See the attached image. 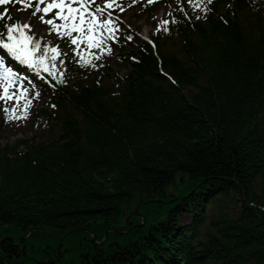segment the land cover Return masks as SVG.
Wrapping results in <instances>:
<instances>
[{"label": "trees", "instance_id": "trees-1", "mask_svg": "<svg viewBox=\"0 0 264 264\" xmlns=\"http://www.w3.org/2000/svg\"><path fill=\"white\" fill-rule=\"evenodd\" d=\"M207 7L196 19L179 3L152 43L121 48L124 76L107 68L95 82L68 67L38 116L57 135L0 147V227L25 234L89 229L101 240L134 196L184 198L156 223L144 216V231L123 225L69 260L31 261L0 238V264H264V0Z\"/></svg>", "mask_w": 264, "mask_h": 264}, {"label": "snow or ice", "instance_id": "snow-or-ice-1", "mask_svg": "<svg viewBox=\"0 0 264 264\" xmlns=\"http://www.w3.org/2000/svg\"><path fill=\"white\" fill-rule=\"evenodd\" d=\"M17 2L25 5L22 11L31 8V16H38L39 21L48 28L45 30L36 26L33 32L31 23H0V50L4 53L0 54V102L4 104L0 111L4 114L5 123L27 119L33 100L31 94H26L30 89L24 85L28 77H22L19 71L10 66L9 61L25 67L41 80H46L44 75L46 73L47 77L51 78L46 82L53 88L57 85H66L68 69L65 60L69 56L74 57L73 63L81 69L98 70L104 66L102 63L104 57L112 54V44L120 42L123 35L121 27L123 21L114 16L109 9L119 8L121 12L126 10L118 0H104L103 7L95 4V0H17ZM148 2L152 3L153 0ZM212 2L213 0H187L188 7L197 12L196 19L201 18L199 15L201 11L205 13L203 18H207L206 14L210 11L207 5ZM7 3L9 0H0V5ZM135 3L136 0H133V4ZM178 10L187 14L185 8ZM49 13L52 15L49 16ZM171 15L172 13H169V16ZM5 19L11 20V16L7 12L0 13V21ZM176 22L178 21L175 19L162 21L164 25ZM164 30L170 31L169 28ZM44 31H47L49 36L55 33V39L68 42V50L62 51L58 44L46 40ZM159 31L158 28L157 32ZM36 33H40L39 39L35 38ZM123 38L130 40L131 36ZM40 95L39 91L35 92L36 98ZM52 107L56 105L53 104Z\"/></svg>", "mask_w": 264, "mask_h": 264}, {"label": "rangeland", "instance_id": "rangeland-1", "mask_svg": "<svg viewBox=\"0 0 264 264\" xmlns=\"http://www.w3.org/2000/svg\"><path fill=\"white\" fill-rule=\"evenodd\" d=\"M169 8L166 5L158 6L152 11L143 13L141 8H136L133 10H127L124 12L122 18L126 22L124 26L126 29H130L135 33V39L137 42H144L143 38H150L154 35L159 26L162 25V21L166 20L167 13ZM26 18H23L22 22L24 23ZM116 52L112 50V54L107 56L106 61L107 64L111 67L113 71L120 75H125L127 72V67L122 65L121 60L115 59ZM120 61V62H118ZM92 76V80H98L97 75ZM36 92V91H35ZM34 94L32 97L35 100V106L38 109L45 107L47 103V98L44 93L40 92V97L36 98ZM186 94L190 96L192 94L191 90H186ZM31 113V111H30ZM2 120V123H1ZM31 118H27L24 120H13L8 123L4 122V114L0 113V147L6 145H13L18 142H32V143H46L54 138L57 135V132L50 131L48 128H44L43 126L37 125L35 126V122ZM21 149H23L21 147ZM183 190V187L180 185L171 186L168 188V192L170 194L179 195ZM138 196H134L131 202L124 206L123 208V219L126 218L125 223L123 220H120L117 223H112L109 225L108 229L105 231L104 237H108V242H112L113 240H117L114 235L117 231L121 230V227L125 224L126 226L131 225V230L141 228L143 224V217L145 216L147 223L151 221L156 223L158 220H161L165 217V202L160 201L152 204L142 205L140 202L138 203ZM140 209V213L134 214L135 210ZM134 211V213H133ZM181 225H189L191 223V216L186 214H181L180 217ZM141 225V226H139ZM148 229V227H146ZM0 238H12L16 242V244H20L21 241L25 240V244H22V247L26 248V254L28 257L35 259L37 258V252L41 251L52 253L57 250H70L74 251V243H78V245H86L88 243V235L80 232L75 233L69 236H65L66 234H62L61 232L54 231L52 229L46 230L43 234H37L30 239H25L24 233L21 230L15 229L10 225L0 227ZM7 232V234H4ZM123 231L122 233H125Z\"/></svg>", "mask_w": 264, "mask_h": 264}, {"label": "water", "instance_id": "water-1", "mask_svg": "<svg viewBox=\"0 0 264 264\" xmlns=\"http://www.w3.org/2000/svg\"><path fill=\"white\" fill-rule=\"evenodd\" d=\"M203 183H205V182H203ZM203 183H201V184H203ZM201 184H199L198 186H196V187L192 190V192H194L195 190H197V189L201 186ZM175 200H178V199H174V201H175ZM172 201H173V200H172ZM172 201H171V200H170V201H164V202H165L164 204H165V205H168V204H170ZM153 202H160V200L148 201V202H146V203H144V204L142 203L141 205L151 204V203H153ZM108 227H109V226H108ZM107 229H108V228H107ZM79 232H86V233L91 234V232H90L88 229H72V230L68 231V232L66 233L65 236H69V235H71V234H75V233H79ZM104 240H105V238L103 239V241H104ZM103 241H101V242H96L94 236L92 235L91 242L100 245Z\"/></svg>", "mask_w": 264, "mask_h": 264}, {"label": "bare ground", "instance_id": "bare-ground-1", "mask_svg": "<svg viewBox=\"0 0 264 264\" xmlns=\"http://www.w3.org/2000/svg\"><path fill=\"white\" fill-rule=\"evenodd\" d=\"M180 180V179H179ZM204 184V183H203ZM177 185H179V184H177Z\"/></svg>", "mask_w": 264, "mask_h": 264}]
</instances>
